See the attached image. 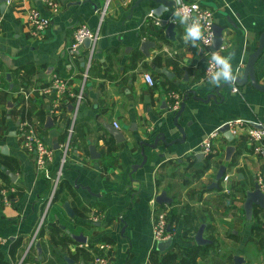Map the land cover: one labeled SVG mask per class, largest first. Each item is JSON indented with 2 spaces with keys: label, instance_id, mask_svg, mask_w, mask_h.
I'll use <instances>...</instances> for the list:
<instances>
[{
  "label": "crops",
  "instance_id": "crops-1",
  "mask_svg": "<svg viewBox=\"0 0 264 264\" xmlns=\"http://www.w3.org/2000/svg\"><path fill=\"white\" fill-rule=\"evenodd\" d=\"M45 1L8 0L4 12L0 10V146L8 147L7 154L0 149V171L8 176L5 179L0 174V237L7 239L0 251L10 260L11 243L21 241L16 260L24 259L22 264H70L66 256L77 263H92L95 249L106 243L108 264H153L156 196L167 189L173 198L169 206L173 214L180 215L179 233L184 210L191 207L196 191L201 192L199 189L205 188L208 180L212 186L230 144L219 133L214 139L215 152L197 158L202 141L224 123L238 118L264 127V92L248 82L242 87L236 84V93L232 86L221 90L224 98L218 97L217 102L195 99L193 90L198 97L206 98L217 85L205 75L208 49L199 41L195 47L185 42V25L173 15L174 7H167L163 16H150L152 9L159 10L161 4L144 0L133 8L137 0H109L101 19L108 0H52L58 6L57 12ZM78 1L81 3L76 4ZM199 1L213 9L215 24L224 27V56L231 58L237 76L243 75L247 58L258 47L264 31V0ZM31 8L50 18L51 25L34 33L28 22ZM156 20L175 24V40L166 37V27L155 25ZM81 25L99 28V39L91 58L84 100L73 122L75 100L67 96L56 102L55 95L45 89L58 74L69 80L72 91H78L90 55L84 44L71 52L74 34ZM144 40L155 42L149 55L140 48ZM255 68L264 83V51ZM146 73L152 74L155 86L145 81ZM171 86L180 94L181 103L186 98L179 119L186 139L169 147L161 141L156 149L142 146L141 141L154 142L159 133L166 134L167 142L182 139L167 97ZM23 109L31 116H23ZM49 115L54 125L47 128ZM25 121L35 125L54 149L53 166L62 157L69 128L73 129L62 182L50 205V183L38 171L34 154L23 147L21 125ZM114 123L126 137L125 142L117 144L105 126L115 127ZM245 131L246 126L240 127L234 139L236 152L225 173L231 175L230 180L224 184L222 178L219 182V187L228 184L244 197L245 190L254 189L257 175L264 172V161L253 153ZM91 144L100 153L98 159L90 157ZM143 151L146 164L133 170L143 162ZM6 158L10 159L9 165L5 164ZM207 164L208 169L198 177ZM210 186L205 195L212 190V197L222 193L219 187ZM11 188L14 191L9 192ZM3 190L9 192L7 199ZM65 202H69L74 217L64 210ZM52 224H62L74 234L83 233L87 243L73 240L65 246L54 245L48 231ZM63 234L69 235L66 230ZM175 246L167 252H178ZM166 253L157 255L161 258Z\"/></svg>",
  "mask_w": 264,
  "mask_h": 264
},
{
  "label": "built area",
  "instance_id": "built-area-1",
  "mask_svg": "<svg viewBox=\"0 0 264 264\" xmlns=\"http://www.w3.org/2000/svg\"><path fill=\"white\" fill-rule=\"evenodd\" d=\"M175 3V0H173ZM46 4L53 10V12L58 11V6L52 0H46ZM109 0L107 1L106 6L103 8L101 12V19L104 17L107 7H108ZM183 5H187L192 16H201L205 17L203 21L206 24V31H205V38L209 41L205 43L204 40L199 41L202 45H204L208 49V60L205 67V75L210 77L212 73L215 71V68H212V71H209L211 67V55L213 52H219L221 55H224V52L227 49V45L222 43L218 49H212V45L214 43V39L216 37V32L214 28V11L210 7L204 5L199 0H182ZM196 4L197 7L193 9L191 6ZM178 7L174 4V9ZM3 17L0 13V26L2 23ZM28 22L33 28L34 33L41 32L48 28L51 25L50 18L44 16L40 10L37 8H31L28 13ZM155 25H160L158 20L154 21ZM210 25V27H207ZM89 39L91 41V45L89 48L90 55L86 65L85 72L82 76V81L80 83L78 91H72L69 87V80L55 74L53 76L51 84L45 89L47 92L55 95V101L61 102L63 98L69 97L75 100V104L73 106V110L71 111L72 120L73 122L77 118L79 113L80 107L84 100V91L86 87V81L89 77V70L91 67V58L95 52L96 42L99 39V28L93 29L87 25H81L77 28L74 34V40L71 44V52L77 51L79 47L84 44V41ZM145 81L148 83L149 86L153 87L156 85L155 79L151 73H146L144 75ZM232 92H239V87L235 85L232 86ZM167 97L170 101V110L172 112H177L180 109L181 105V96L178 92L171 90L167 93ZM60 104V103H58ZM230 126L231 132L237 136L239 132V128L242 126L247 127V131H245L247 141L249 142L250 146L253 149V153L259 157L261 160L264 161V127H258L257 123L244 120L241 118L234 119L228 122ZM116 128H119L117 123H114ZM22 132H23V147L27 152L34 154L36 158V165L38 171L47 179L50 183L49 195H48V205L52 204L59 186L62 182L64 167L67 161L68 152L71 148L72 143V127L69 128V134L67 141L63 145V154L60 158V161L55 166L52 165L54 161V149L49 146L45 140L41 137L38 129L35 125L25 121L21 125ZM219 131L216 130L215 132L211 133L208 137H206L201 145V152L204 155H211L215 152L214 147V139L218 136ZM231 175L226 174L223 177V182L226 184L230 180ZM257 183L262 192H264V172H260L257 177ZM14 191L13 188L9 190V192ZM3 195H5V199H7L9 192L7 190H3ZM154 204V214H153V241L155 245L159 241L167 240L171 237L176 238L177 235V225L176 222H171V218L173 215V211L169 205H159L155 201ZM171 224V231H168V224ZM7 242V239L0 237V245H4ZM108 245L106 243H101L99 249L103 251V255H96L93 259V264H108L109 260L105 254V250L107 249ZM24 259H22L17 264H22Z\"/></svg>",
  "mask_w": 264,
  "mask_h": 264
},
{
  "label": "water",
  "instance_id": "water-1",
  "mask_svg": "<svg viewBox=\"0 0 264 264\" xmlns=\"http://www.w3.org/2000/svg\"><path fill=\"white\" fill-rule=\"evenodd\" d=\"M7 1L8 0H0V10L2 12H4V10L6 8ZM142 1H144V0H137L136 3L134 4L133 8L136 7ZM151 1H154L158 4L164 5L166 7H174V4H175L173 0H151ZM75 3L80 4L81 2L78 1ZM229 22L231 23L230 20H229ZM160 24H161V26L166 27V30H165L166 37L169 40H172V41L175 40V30H174L175 24L173 22L168 23L167 21H162ZM214 28H215V32H216V37L214 39V43H213L211 48L212 49H218L220 47V45L223 43L224 27L220 26L218 24H215V22H214ZM84 45L87 48H90L91 41L89 39H86L84 41ZM152 46L155 47V42H153L151 40H144L141 42L140 48L144 53L149 55L148 51ZM263 51H264V31L260 34L258 47L247 58V62H246V65L244 67L243 75L237 76L236 84L238 86L242 87L245 84H247L248 82H250L251 85L253 86V88H255L258 91L264 92V83L260 82V80H259L260 77L257 74L256 68H255L259 58L263 54ZM163 72L165 74H169V72L167 70H163ZM7 78L10 79L9 74L7 75ZM230 86H232V85H230L228 83H222L219 86H217L212 93L208 94L206 98L198 97L196 90H193L192 93L194 94V98L199 100V101L209 102L211 99H213L215 102H217L218 97H221L222 99L224 98L221 90H223L227 87H230ZM185 104H186V98L181 103L180 109L177 112H174L175 113V115H174V126L182 134V139H176V140H173L171 142H167L166 134L165 133H159L156 136L154 142L148 143L145 141H141L140 144L142 146H148L152 149H156L158 147V143L160 141L163 142V144L166 147H169L176 142L183 143L186 139V132H185L184 128L179 124V119L185 110ZM53 125H54L53 117L51 115H49L46 119L45 126L47 128H49V127H52ZM105 126H106V128H108L111 136L114 138V140L116 141L117 144L126 141V137L123 135V133L119 129L115 128L112 124H105ZM257 126L263 127L262 125H257ZM218 131H219V133L223 134V136L225 137L227 142H229L230 144L225 148L224 161L220 165V167L217 171L215 180L212 183V186H210L211 188H214V187L218 188L219 187V182L224 177V175L228 169V166L232 163L233 155L236 152V146L234 144V139L236 138V136L231 132L228 122H226L222 126H220ZM0 149L3 153L7 154L8 147L6 145H1ZM89 152H90V157L92 159H98L100 157V153L97 151V147L95 144L89 145ZM142 154L144 157L143 162L141 164H138L136 167H134L133 170H135V169L137 170V167H142L146 164L147 156L145 155L144 151ZM197 155H198L197 158L204 156L203 152H200ZM7 173H9V172H7ZM9 176L13 177V174L9 173ZM86 189L88 191H90L89 187H86ZM155 202L159 205H170L173 202V198L169 197L168 190L164 189L156 196ZM255 207H258L260 209H264V192L261 191L259 184L257 182L255 183L254 189H246L245 190V199L243 202V209L245 211L247 221H249V222L253 219ZM63 208L69 216L74 217L75 213L72 210L69 202H65ZM59 226L61 229L66 230L67 234H69L71 236V238L76 241L77 244L83 245V244L87 243V237L83 233L74 234V233H71L69 230H67L66 226H64L62 224H59ZM206 227H207L206 223H202L199 226V228L195 234V237H194L196 245L206 246L209 244H213V241L211 239L206 238L204 236ZM168 231H171V224L170 223L168 224ZM175 244H176L175 238L171 237L167 240L157 242L156 250L160 253H166L171 248H173L175 246ZM40 252H41V248H39V253ZM66 259L70 264H93V262L92 263H86L85 261H81V262L77 263L74 260H72L71 258H69L68 256H66ZM233 260H234V264H245V259L241 255H235Z\"/></svg>",
  "mask_w": 264,
  "mask_h": 264
},
{
  "label": "rangeland",
  "instance_id": "rangeland-1",
  "mask_svg": "<svg viewBox=\"0 0 264 264\" xmlns=\"http://www.w3.org/2000/svg\"><path fill=\"white\" fill-rule=\"evenodd\" d=\"M209 184L210 180L204 184L206 189L200 188L201 192L196 191V196L193 197L190 205L199 217L204 215L208 220L211 219L212 228L205 232V237L211 239L214 246L204 259V264H234L235 255L243 256L245 264H264V241H260V238L264 237V210L258 214V217L253 216L251 223L247 226L243 209L244 194L239 193L238 189H231L227 184L218 188L222 191L218 197H212L213 190L205 195L206 191L211 190ZM175 222L177 226L180 223L179 220ZM255 224L262 226L263 229L259 231L261 235L256 230L252 231ZM182 230L183 226L175 238L177 244L175 249L179 252L178 254L181 253L178 245L190 246L195 243L194 239H183ZM234 231L239 232L238 235L235 234V236Z\"/></svg>",
  "mask_w": 264,
  "mask_h": 264
},
{
  "label": "trees",
  "instance_id": "trees-1",
  "mask_svg": "<svg viewBox=\"0 0 264 264\" xmlns=\"http://www.w3.org/2000/svg\"><path fill=\"white\" fill-rule=\"evenodd\" d=\"M158 35H160L158 33ZM171 91L174 90V86H171L169 89H167V91ZM168 91V92H169ZM23 116L27 115L28 117L31 116V112L23 109ZM44 120V118L42 119ZM253 151V149H252ZM5 164L9 165L10 164V159L6 158L5 159ZM208 169V164L205 166V168L203 170H201L200 172L197 173V176H201L202 173ZM1 177L8 179V176L2 171H0ZM263 211L260 208H255L254 209V216L258 217V214ZM176 213V212H175ZM180 215L177 214H173L172 215V220L176 221V220H180L181 218H179ZM178 218V219H177ZM211 219H207L204 217V215L199 217V214L196 213L195 211H192V208L187 206L186 209L184 210V215H183V230H182V238L186 239V240H193L194 239V235L197 232L199 226L202 223H208V227L207 230H211L212 225L210 224ZM263 228L262 226H259V224H255L252 227V231L254 232L255 230L257 231V233L259 235H261V233L259 231H261ZM45 229H43V227L41 228V233L44 232ZM48 231L51 237V241L54 245H62L65 246L70 242H73V239L66 234H63V230L60 228V226H57L55 224H52L50 226H48ZM260 241L263 242L264 241V237L260 238ZM21 245V241H15L12 242L10 247H9V252L8 255L10 256V260L7 258L5 252L0 251V264H11V262H17L16 260V254H17V250ZM177 245V244H176ZM213 244H209L206 246H199L196 245L195 243L193 245L190 246H180L178 245V248L181 250V253L178 254L179 252H167L163 257L159 258L158 257V251L155 249L152 252V256H151V260L153 264H204V259H206V257L209 255L210 250L213 248ZM89 247L94 248L95 244H89ZM96 255H103V251L100 250L99 248L95 249V256ZM73 258H76V255H72Z\"/></svg>",
  "mask_w": 264,
  "mask_h": 264
},
{
  "label": "clouds",
  "instance_id": "clouds-1",
  "mask_svg": "<svg viewBox=\"0 0 264 264\" xmlns=\"http://www.w3.org/2000/svg\"><path fill=\"white\" fill-rule=\"evenodd\" d=\"M175 4L178 7H176L173 15L179 23L185 25V42H191L194 47L196 46L197 41L204 40L205 43H208L209 41L204 35L206 31V24L203 22L205 17L203 15L192 16L188 6L182 4V0H175ZM191 7L195 9L197 5L193 4ZM167 11L168 8L161 5L159 10L153 8L149 15L163 16ZM207 27H210V25H207ZM210 64L211 67L209 68V71H212L213 67L215 68V71L212 73L209 80L211 84L219 86L221 83H228L235 87L237 82V72L234 70L229 56L221 55L219 52H213Z\"/></svg>",
  "mask_w": 264,
  "mask_h": 264
},
{
  "label": "flooded vegetation",
  "instance_id": "flooded-vegetation-1",
  "mask_svg": "<svg viewBox=\"0 0 264 264\" xmlns=\"http://www.w3.org/2000/svg\"><path fill=\"white\" fill-rule=\"evenodd\" d=\"M245 222H246V225L249 226V223H251V221H247V218L245 217ZM237 234L238 235V232L234 231V235ZM236 236V235H235Z\"/></svg>",
  "mask_w": 264,
  "mask_h": 264
}]
</instances>
